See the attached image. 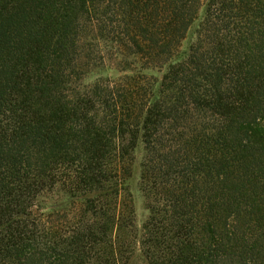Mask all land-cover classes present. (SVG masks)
Instances as JSON below:
<instances>
[{"label": "trees", "instance_id": "16d2710c", "mask_svg": "<svg viewBox=\"0 0 264 264\" xmlns=\"http://www.w3.org/2000/svg\"><path fill=\"white\" fill-rule=\"evenodd\" d=\"M0 264H264V0H0Z\"/></svg>", "mask_w": 264, "mask_h": 264}, {"label": "rangeland", "instance_id": "374dc122", "mask_svg": "<svg viewBox=\"0 0 264 264\" xmlns=\"http://www.w3.org/2000/svg\"><path fill=\"white\" fill-rule=\"evenodd\" d=\"M191 39H192V33L190 34L185 44V47L188 46ZM120 68L121 67H119L117 63L108 62L104 66L94 68L90 73H88V75L84 80V83L86 84L93 83L101 77H116L119 75ZM143 157H144V149L142 146H140L136 154V161L133 166V176L130 181L139 228H142V226L147 222L149 218V203H150L147 197L141 191V163Z\"/></svg>", "mask_w": 264, "mask_h": 264}]
</instances>
